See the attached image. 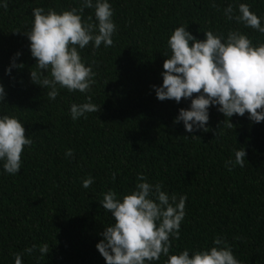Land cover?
<instances>
[{
	"label": "trees",
	"instance_id": "1",
	"mask_svg": "<svg viewBox=\"0 0 264 264\" xmlns=\"http://www.w3.org/2000/svg\"><path fill=\"white\" fill-rule=\"evenodd\" d=\"M214 2L216 7L213 0H110L117 26L113 45L94 49L90 43L80 50L95 73L91 91L59 88L55 100L30 78L36 69L26 35L31 12L79 8L80 0H7V9L0 7V84L7 93L0 114L19 118L33 140L19 174L4 172L0 162V264H14L15 253L23 254V264H106L96 244L115 218L100 201L109 189H134L140 173L169 194L188 197L172 253L211 248L219 236L241 264H264V121L249 120L247 112L228 118L210 106L209 131L189 133L174 119L191 98L160 101L152 87L163 82L164 55L171 54L167 40L178 26L199 40L208 30H239L253 44L264 42V34L224 15L229 4L239 14L238 3H247L264 24V0ZM90 15L95 22L94 9L86 8L83 18ZM13 58L24 67L9 75L5 70ZM88 95L100 111L73 121L70 106ZM228 119L233 128L223 127ZM242 147L244 167L229 171L227 161ZM68 149L71 158L65 156ZM89 175L94 183L84 189ZM33 244H47L49 253H25Z\"/></svg>",
	"mask_w": 264,
	"mask_h": 264
},
{
	"label": "clouds",
	"instance_id": "2",
	"mask_svg": "<svg viewBox=\"0 0 264 264\" xmlns=\"http://www.w3.org/2000/svg\"><path fill=\"white\" fill-rule=\"evenodd\" d=\"M212 6L216 7L214 0ZM0 7L6 10L7 0H0ZM86 8L94 9L95 22L91 15L86 20L83 18ZM238 13L235 14L232 4L224 9L228 20L264 34L262 17L251 10L250 4L238 3ZM31 15L34 19L26 33L31 55L36 58V69L30 71L31 81L49 89V100L57 98L59 88L89 93L95 73L92 65L82 59L80 50L90 43L94 49H99L102 43L105 47L113 45L117 26L110 0H80L79 8L60 12L36 7ZM186 29L181 25L171 32L167 40L171 54L164 55L167 59L161 73L163 82L152 86L160 101L174 99L179 103L182 98H191L189 108L179 109L174 123L182 121L189 133L207 132L210 106H219L217 110L228 118L234 114L244 116L247 112L249 120L264 121V42L253 44L239 30L229 31L227 35L208 30L203 32L204 39L199 40ZM20 55V52L15 54ZM23 67L13 58L5 71L10 75L12 68ZM45 72L49 75H44ZM194 93L198 95L193 96ZM6 95L0 84V105L5 104ZM100 107L88 95L86 102L70 106L71 119H86V114L97 113ZM23 125L14 115L0 114V162L9 175L20 173L22 154L33 144L32 135L25 136ZM223 127L233 128L230 119L224 120ZM73 155L72 149L66 150V157ZM245 157L244 147L236 150L235 160L227 161L228 170L237 165L244 167ZM137 181L126 194L109 189L100 201L103 209L115 218V223L100 233L103 239L96 244L106 264H154L161 256L167 258L164 264H241L232 247L219 236L213 239L211 248L191 254L187 248L172 253V240L181 235L188 197L169 194L162 184L149 182L143 173L138 174ZM93 183L94 178L89 175L83 179L82 187L89 189ZM36 251L42 258L49 253V246L33 244L24 250L30 255ZM22 256L15 253L14 264H23Z\"/></svg>",
	"mask_w": 264,
	"mask_h": 264
}]
</instances>
